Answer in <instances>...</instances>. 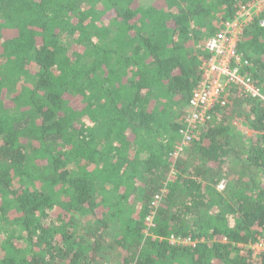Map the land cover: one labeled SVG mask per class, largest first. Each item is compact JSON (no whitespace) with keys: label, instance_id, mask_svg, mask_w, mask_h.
<instances>
[{"label":"trees","instance_id":"obj_1","mask_svg":"<svg viewBox=\"0 0 264 264\" xmlns=\"http://www.w3.org/2000/svg\"><path fill=\"white\" fill-rule=\"evenodd\" d=\"M141 1L0 0V264H264V105L231 90L169 157L239 0ZM240 48L264 91V29ZM165 184L154 233L195 246L143 238Z\"/></svg>","mask_w":264,"mask_h":264},{"label":"built area","instance_id":"obj_2","mask_svg":"<svg viewBox=\"0 0 264 264\" xmlns=\"http://www.w3.org/2000/svg\"><path fill=\"white\" fill-rule=\"evenodd\" d=\"M253 24L264 29V0H239L232 18L219 21L218 32L204 40L205 57L200 58V79L184 108L185 116L178 129L179 141L169 155L173 162L184 154L191 143L200 139L205 127L214 122L217 109L227 104L231 90L264 105V91L247 72L250 61L240 48L247 30ZM170 177L176 178L174 169L170 171ZM224 185L225 182L222 181L218 189L222 190ZM166 194L165 184L150 200L149 211L143 219V238L158 242L165 241L177 247L195 246L201 240L175 235L161 236L154 233L155 216ZM236 247L241 255H247L246 251H250L252 258L264 254V240L236 244Z\"/></svg>","mask_w":264,"mask_h":264},{"label":"rangeland","instance_id":"obj_3","mask_svg":"<svg viewBox=\"0 0 264 264\" xmlns=\"http://www.w3.org/2000/svg\"><path fill=\"white\" fill-rule=\"evenodd\" d=\"M151 1H152V0H142L141 3H143V4H148V3H150ZM206 38H207V36H203V37H202V40H201V41H202V42H201L202 44H203V42H204V40H205Z\"/></svg>","mask_w":264,"mask_h":264}]
</instances>
